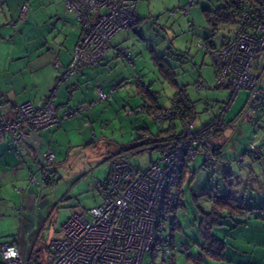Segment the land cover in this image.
<instances>
[{"label":"built area","instance_id":"obj_1","mask_svg":"<svg viewBox=\"0 0 264 264\" xmlns=\"http://www.w3.org/2000/svg\"><path fill=\"white\" fill-rule=\"evenodd\" d=\"M64 9L75 14L82 34L74 48L68 68L61 69L57 84L64 82L80 66L97 63L110 48L111 38L124 30L137 31L136 0H62ZM196 0H188L192 5ZM241 9L242 27L233 41L219 48H207L212 56L214 83L231 91L228 102L218 116L204 127L195 128L194 111L182 93L172 99L164 110L153 112V119L178 117L183 125V140L161 154L146 168H137L122 160L110 163L108 175L95 182L102 202L88 210L72 214L62 225L61 236L50 242L52 259L48 264H177L175 253L187 248L175 239L177 195L171 188L180 182L185 163L197 157L199 172L215 168V154L211 133L224 125L223 116L237 91H250L249 109L264 106V88L251 73L257 52L264 50V0H236ZM27 10L20 7V17ZM186 14V7L173 8L171 14ZM204 48V43L200 44ZM206 48V47H205ZM141 82L135 75L132 82ZM131 83L125 80L120 88ZM203 88V83L198 84ZM56 87L49 90L44 104L25 102L17 107L16 117H0V142L7 140L12 151L24 147L29 132H39L58 125L79 109L64 112L59 117L52 98ZM113 91V90H112ZM111 91V92H112ZM99 100L106 101L110 93L98 92ZM144 106L127 109L128 114L141 112ZM210 109H213L211 107ZM252 146V145H251ZM35 156V154H32ZM39 164L55 163L54 154H40ZM43 166L41 173H46ZM37 182L35 174L29 183ZM215 193L219 192L214 188ZM212 201L211 196L207 195ZM0 264H25L16 242L0 244Z\"/></svg>","mask_w":264,"mask_h":264},{"label":"rangeland","instance_id":"obj_2","mask_svg":"<svg viewBox=\"0 0 264 264\" xmlns=\"http://www.w3.org/2000/svg\"><path fill=\"white\" fill-rule=\"evenodd\" d=\"M223 4L222 0H200L197 5L188 9V14L179 12L172 17L166 13L168 24L157 25L152 33L140 28L141 33L146 34L149 47L158 55H163L175 67L178 84L191 82L190 78L195 71L193 62L197 67L202 65L201 59H204V54L199 40L202 41L210 34L209 22L215 23L213 15L209 16V10ZM68 13L74 16L75 20V14ZM172 18H177L178 22ZM173 23L175 26L172 32L170 25ZM216 24L217 32L211 39L219 45L222 38L230 33L229 30L234 28V24ZM211 67L213 68L210 66V57H206L202 68L208 70L210 74ZM142 69L146 81L154 79L155 83L152 86L158 91L162 89L160 100L166 103L174 85L160 76L158 68L150 59L146 60ZM251 71L261 77V86L264 87V51L256 56ZM204 86L205 88L201 90L203 94L209 86L211 90L225 91L222 94L224 97H220L218 102L224 103L221 105L226 104L229 90L216 88L214 81L210 82L209 86L207 84ZM247 97V90H240L232 98L224 114L227 123L222 135L224 146L222 156L231 162L228 168L232 173L230 182L233 183L234 194L247 206H251L255 202L258 204L259 198L264 195V114L247 113ZM82 105L87 104L84 102ZM112 105L96 104L88 118L85 117L86 126L83 122L76 123L68 137L59 133L65 136L62 140L67 142L69 138L70 144H74H68L60 153L61 158L57 155L56 160L61 162L51 167L49 182L45 181L40 172L36 175L37 183L27 185V180L16 182L18 179L15 177H9L5 184L3 181L0 182V244L15 241L19 244L23 258L32 253L35 258V261H31L32 264H48L52 259L50 242L61 236L64 222L72 214L85 212L102 202L95 182L102 181L108 175L110 163L115 157L143 169L158 156L156 150L142 149L144 140L137 139L138 133L142 132L141 128L145 127L142 122L145 120L142 117L144 114L126 116L122 108H117L114 103ZM199 120L200 114L196 119L197 126L201 124ZM146 123L152 133L162 128L151 120ZM250 144H253L255 149L251 148ZM123 149L131 150L122 151ZM140 149L142 151H138ZM245 151L248 153L245 154L241 167H238L236 162L239 155L236 152ZM200 163L198 157L195 162H191L189 168L193 170L195 165ZM191 176V182L187 180L184 185L171 188L180 203L175 212L178 224L176 240L187 247V252L176 253L177 264H197L196 259H199L201 264H221L203 255L197 225L198 209L206 211L209 204L205 195L216 186L220 193L225 192V182L208 172L196 171ZM18 187L27 190L20 193L16 191ZM24 193L27 196L23 197ZM228 221L229 218L225 219L224 224L227 225Z\"/></svg>","mask_w":264,"mask_h":264},{"label":"crops","instance_id":"obj_3","mask_svg":"<svg viewBox=\"0 0 264 264\" xmlns=\"http://www.w3.org/2000/svg\"><path fill=\"white\" fill-rule=\"evenodd\" d=\"M1 1L0 117L5 114L9 117H13L15 109L19 104L23 102H43L55 79L56 72L53 64L58 63L60 66H65L69 63L73 48L80 38L81 30L76 24L74 16L64 9L61 0H28V9L24 21L19 20V6L24 0ZM136 1L137 14L140 19L139 34L130 30L118 32L113 36L111 48L101 62L93 66L80 68L72 75L67 83L59 86L56 91L53 100L59 117H61L66 110L76 106H82L84 109L75 116L63 119L58 125H54L51 128L39 132H29L24 140V147L18 149L17 152L10 149L7 140L0 142V182L3 181V184H5L6 181H9V177H15L18 179L16 182L27 180V185L32 184L29 183V175L39 174V156L46 151H51L54 154V165L59 164L61 160H56L57 155L61 158L62 156L60 153L70 144L69 138L67 142L62 140V138L65 139L63 135L65 134L67 136L78 122H83L86 126L87 122L85 117L87 116L88 118V114L91 113L96 104L112 105L114 103L118 106L117 108L124 109L126 106H135L141 102V97L139 95L140 91L135 86L130 87L126 92L113 93L107 103L99 102L97 95L100 90L104 92L109 91L113 85L124 78L130 77L133 72L139 73L145 82L148 81L144 78V70L142 69L146 64V60L150 59L152 64L158 68L154 56L161 57L163 55H158L152 47H149L145 36L146 34L144 35L141 33L140 28H143L147 33H152L155 31L154 28H156L157 25H167V14L174 17L179 13L176 12L175 14H171L170 10L177 7H184L187 0ZM172 19L178 22L177 18ZM170 26L173 32L175 24L173 23ZM202 41L199 40L200 43H202ZM119 46L130 48L133 55V64H130L126 60H122L117 55ZM202 51L204 54V59H201L202 65L200 64V66L198 65L197 67L196 63L193 62L195 71L193 77L190 78V83L178 84L175 67L167 61L174 71L172 75L173 81L167 80L174 85L172 93L168 97L179 87L188 84L194 85L193 83L196 82H202L203 85L207 84L209 86V83L214 81L213 68L211 67L210 74L208 70L202 68L206 57H210V66L212 65V57L209 56L207 51L203 49ZM190 60L191 57L189 61ZM160 71L158 70L160 76L164 75L163 71L161 73ZM260 85H262L261 82ZM208 88L209 89H205L204 94L201 90L189 92L191 94L190 98L194 101L197 116L200 114L199 121L201 124L208 122L216 116L219 109L223 106L221 104H224L223 102L219 103L218 100L224 97L222 94L225 93V91L211 90L210 86ZM159 94H162V89H159ZM229 97L230 91L225 103L228 102ZM84 102H86L87 105L83 106L82 103ZM209 102L216 104V108L212 113L208 114L205 107ZM142 117L145 118V120H142L145 127L141 128L142 132L139 134L147 135V137L153 136L154 134H150L152 132L147 127L146 123V121L150 122V117L148 114H144ZM224 129L225 127L214 139L216 145L221 147L220 157H222L223 154L224 146L222 135ZM60 132L63 135H60ZM73 144L74 143H71L70 145ZM33 153L35 156L32 155ZM236 153H238L239 159L243 162L245 154L248 152ZM225 173L230 175L229 181H231L232 173L229 168L224 166V162L220 160L219 166L216 168L215 172L210 174H214V176H217L225 182ZM192 174H194V172L188 173V181L192 178ZM235 176H237V174H235ZM215 181L218 182L216 179ZM216 187L218 188V186ZM24 190L25 189L21 187L16 189V191L20 193L25 192L27 189ZM26 193L23 194V197L27 196L25 195ZM218 193V197L220 198L224 196L225 192ZM205 199L206 202L209 203L207 207L208 210L211 207V201L207 198ZM243 204L245 209H242L231 217H227L229 218L227 225L223 223L213 228V234L224 242V247L222 249L224 258L220 261H216L218 263L264 264V195L259 198L258 204L255 202L254 205L247 206L244 201ZM200 209L201 208L198 209L199 217L201 214ZM217 230H219V232H217ZM195 261L198 262L199 260L196 259Z\"/></svg>","mask_w":264,"mask_h":264},{"label":"trees","instance_id":"obj_4","mask_svg":"<svg viewBox=\"0 0 264 264\" xmlns=\"http://www.w3.org/2000/svg\"><path fill=\"white\" fill-rule=\"evenodd\" d=\"M199 1L200 0H196L190 6V5H187V3H188V0H187L186 5L184 6V7H186V14H188V9L191 8V7H193V6H195V5H197V3ZM222 1L224 3L222 6H219L218 8L213 9V10H209V16L211 14L213 15L215 23L214 22H209L210 24L208 23L210 25V31H209L210 34H208L203 39V41H202V43H204V45L206 47V48L205 47L202 48L204 51H207L206 50L207 48L210 49V48H219V47H222L225 44L233 41L234 38H235V35H236L237 30L239 29V27H242V22H241V19L239 17V15H240L239 9H241V8H240L238 2H236V0H222ZM0 2H2V1L0 0ZM61 2L63 4V1L62 0H61ZM24 4L27 6L28 0H24L21 3V5L19 6V8L22 5H24ZM63 6H64V4H63ZM27 9H28V7H27ZM136 11H137V8H136ZM204 11L207 12L206 10H204ZM26 12H27V10H26ZM68 12H70V11H68ZM183 14H185V13H183ZM25 15H26V13H25ZM25 15H24L23 18H21L20 15H19V20L20 21H24L25 20ZM75 22H76V24L78 25V27L81 30V27L77 23L76 19H75ZM139 23H140V19L138 17V23H137L138 30L136 32L135 31H132L130 29H128V30H130V31H132L134 33L139 34ZM216 23H218V24H221V23H225V24L232 23V24H234V28L231 29V30H229L230 33H228L227 36H225V37L222 38L221 44H219V45L215 44L214 41L211 39V37L217 32V26H216L217 24ZM128 30H124V31H128ZM81 34H82V30H81ZM80 38H81V35H80ZM80 38H79V40H80ZM112 38H111L110 44H109L110 45V48H111V45H112L111 44ZM78 41H77V43H78ZM77 43L75 44V46L77 45ZM75 46H74V48H75ZM74 48H73V51H74ZM108 50L105 52V54L102 56V58L97 63H95L94 65L98 64L99 62H101L103 60V58L106 55V53L108 52ZM73 51H72V54H73ZM261 51H264V50H261ZM261 51H259V52H257L255 54L254 59H253L252 64H251V69H252V65H253V62H254L256 56L258 54H260ZM207 52L209 53V51H207ZM72 54H71V58H72ZM117 55L122 60H126L130 64H133L132 63V61H133L132 60L133 59V55H132V52H131V50H130L129 47L119 46L118 49H117ZM210 56H211V54H210ZM154 57H155L154 59H155L156 65H158V68H159L158 70L159 71L161 70L160 73L163 71V74L164 75L161 74L162 75V78L164 77L168 81H170V80L173 81V78H172V75L174 74L173 68L170 66V64L167 62V60L164 58V56H161V57H158L157 56L156 57V55H155ZM71 58H70V61H71ZM70 61H69V63H70ZM69 63L67 65H65V66H60L58 63H54L53 64V67L55 69L56 75H55V79L53 81V84L51 85V88L55 86L56 87V91H57V89H58L59 86H61L64 83H67L69 81V79L72 77V75L76 71H78L80 68L86 66V65L80 66L79 68L76 69V71L74 73H72L71 75H69L68 78L64 82H61V83L57 84L58 79L61 77V74H60L59 71H61V69H63V70L65 69L66 70L68 68V66H69ZM91 66H93V65H91ZM212 66H213V62H212ZM251 69H250V71H251ZM251 73L256 77V79L259 82L261 81V77L256 76L252 71H251ZM135 75H138L139 78L141 79V82L139 84H138V82H135V81L132 82V79H133V77ZM125 80H130L131 83L127 87H125V88L122 89V88H120V86H121V84ZM153 83H155V80H151L149 82H145L144 79H143V77L139 73L133 72L130 77L124 78L120 82H118L117 84L113 85L110 88L109 91L104 92V91L101 90L104 93H107V94L110 93V97L106 101L99 100V95H97V99L99 100V102H105V103H107L110 100L112 94L115 93V92H126L132 86H135V87L138 88V90L140 91V94L139 95L141 97V102L139 104L135 105V106H129V107H126V108L124 107L123 110H124L125 115L126 116H134V115H138V114H148V116L150 117V120L153 123H155L156 125H161L162 126L161 129L158 128V131L156 133H150V134H154L153 136L147 137V135H142V134H139L138 133L137 139L139 138L140 141H143L144 140L143 141V143H144L143 146L144 147L142 149L147 148V149L156 150L158 152V156L156 158H154L153 160H151L150 163L148 164V166L155 159H157L161 154L169 151L174 146H176L180 141L183 140V133H182L183 132V125H182L181 120L178 117L166 118L161 123L156 122L153 119V117H152L153 116L152 114H153L154 111H156V110H160L161 111V110H164V108L170 106L172 104V101L171 100L174 99L178 95V93H182L183 96L186 97L187 101L191 104V107L193 108V111H194L193 121H194V124H195V128H202L208 122H210V120H209L208 122H205V123L201 124L200 126H197L196 125V119H197L198 116H197V112H196L195 107H194V101L190 98L189 92L190 91H195V90L196 91H199V90L204 89L205 88L204 85H203V88H200L198 86V84L200 82L193 83L194 85H191V84L189 85L188 84L186 86L177 88V90L170 97L167 98L166 103H164V102H162L160 100V96L161 95L159 94V91H157L152 86ZM215 87L216 88H223V87H217V86H215ZM225 89H228V88H225ZM49 90H48V92H47V94H46L43 102H41V104H44L47 101V98L49 96ZM228 90L230 91V89H228ZM241 90H243V89H241ZM245 90H247V89H245ZM56 91H55V94H54V96L52 98L53 103H54V100L53 99H54V97L56 95ZM239 91H237L236 93H238ZM247 93H248V100H249V101L247 100V104H248L247 113H252L253 115H256V114H264V106H259L258 107L259 110H255V111L249 109V106H250L249 103L251 102L250 101V98H251L250 97V91L247 90ZM230 94H231V91H230ZM23 103H25V102H23ZM23 103H21V104H23ZM21 104H19V105H21ZM54 105H55V103H54ZM139 105L144 106V109L141 112H135L133 114H128L127 113V109H129V108L130 109H134L135 107H137ZM17 107H16L15 113H14V116L15 117L17 115ZM211 107H213V109H210ZM222 107H224V105ZM55 108H56V106H55ZM215 108H216V104L209 102V103L206 104L205 110L208 113H212ZM75 109H79V111L76 112V113H74L72 116L77 115L84 108L82 106H76V107H73V108H70V109L66 110L65 112L73 111ZM219 112H220V109L218 111V114H219ZM218 114L216 116H218ZM72 116H70V117H72ZM216 116H214L213 118H215ZM70 117H68V118H70ZM68 118H63V119H68ZM223 119H224V116H223ZM224 122H225V125L221 129H218V130H216V131H214V132L211 133V138H212L211 141L213 143V149H214V154H215V163H216V166H215L214 169L209 170L208 173H214L215 172L216 168L219 166L220 160L225 161L224 162V166L225 167L228 168L229 166H231V162L230 161H226V159H224L223 156L220 157V148L221 147H219L218 145H216L215 140H214L215 139V136L226 126L225 119H224ZM164 124H166V127L163 126ZM178 127H179V129L177 130ZM250 147L251 148H254L253 144H250ZM129 148H131V147H129ZM142 149H140L138 151H142ZM130 150L131 149H123L122 151H130ZM122 151H120V153ZM196 159H195V161H196ZM113 160H122V161L127 162L126 160H124V159H122L120 157H115V159H113ZM200 160H201V158H200ZM195 161H193V162H195ZM241 162L242 161L239 159L236 163L238 164V166H241ZM190 164H191V162L185 163V166H184V168L182 170L180 182L177 185H175V186H182V185H184L185 182L187 181V175H188V173L189 172L192 173V172L198 171L196 169V165H195V167H194L193 170L190 169L189 168V165ZM53 165H54V163L52 165H48V166L42 165L40 163L38 172H40V174H42L41 173V169H42L43 166H45L46 167V170H47L46 173H43L42 174L43 175L42 177L45 179V181H48L49 182V174H51V172H50L51 170L50 169H51V167ZM224 175H225V178H226L225 179V182H226L225 187L226 188H225L224 196H222V197L219 198L218 197V194L219 193H215L214 187L207 192L208 195L211 196V198H212V201L210 203L211 204V207L208 210H206V211L200 209V213L201 214H200V217L198 219V225H197L198 226V231H199V234H200V237H201V251H202V253H203L204 256L209 257V258H211L212 260H215V261H220V260H222L224 258V255H223V252H222V249L224 247V242L222 240L218 239L213 234V228L222 225L224 223L223 220L225 218L231 217L234 214H236L239 211H241L242 209H245L244 208V204H243V200H239L236 197V195L234 194L233 183L229 181L230 175H227L226 173ZM191 180L192 179H189V182H191ZM215 188H217V187H215ZM207 199H209V197H207ZM177 200L178 201H177V205H176V208H175V212L177 210V207L180 204L178 197H177ZM177 229H178V224H177V219H176V229L174 230L175 231L174 232L175 234H176ZM175 239H176V235H175ZM176 242H177V240H176ZM18 246H19V244H18ZM184 246H186V245H184ZM50 252H51V250H50ZM178 252L185 253V252H187V250L186 251H177L176 253H178ZM176 253H175V258H176ZM23 260H24V263L25 264H32V262L35 261V258L32 255V253H30L27 256V258H23ZM197 260H199V259H197ZM176 261H177V259H176ZM197 264H201V261L199 260L197 262Z\"/></svg>","mask_w":264,"mask_h":264},{"label":"clouds","instance_id":"obj_5","mask_svg":"<svg viewBox=\"0 0 264 264\" xmlns=\"http://www.w3.org/2000/svg\"><path fill=\"white\" fill-rule=\"evenodd\" d=\"M205 196H207V195H205Z\"/></svg>","mask_w":264,"mask_h":264}]
</instances>
